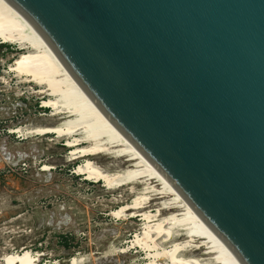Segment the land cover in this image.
<instances>
[{"label":"water","instance_id":"obj_1","mask_svg":"<svg viewBox=\"0 0 264 264\" xmlns=\"http://www.w3.org/2000/svg\"><path fill=\"white\" fill-rule=\"evenodd\" d=\"M239 264H264V0H6Z\"/></svg>","mask_w":264,"mask_h":264},{"label":"rangeland","instance_id":"obj_2","mask_svg":"<svg viewBox=\"0 0 264 264\" xmlns=\"http://www.w3.org/2000/svg\"><path fill=\"white\" fill-rule=\"evenodd\" d=\"M24 52L0 44V264L5 256L23 250L32 255L41 251L35 264H72L68 261L73 257L81 258L78 264H148L146 252L131 240L145 227L140 214L155 213L166 198L144 190L157 189L146 182L111 190L103 182L86 180L75 172L85 159L70 157L65 138L35 135L37 127L56 124L57 118L41 105L49 97L10 71ZM90 159L108 174L130 165L106 155ZM45 165L50 170L43 171ZM136 197L151 200L142 209L111 215ZM168 210L161 211L162 216L173 212Z\"/></svg>","mask_w":264,"mask_h":264},{"label":"bare ground","instance_id":"obj_3","mask_svg":"<svg viewBox=\"0 0 264 264\" xmlns=\"http://www.w3.org/2000/svg\"><path fill=\"white\" fill-rule=\"evenodd\" d=\"M0 44L26 50L13 61L10 71L18 78L25 77V81L39 87L37 93L49 97L41 105L51 109L49 116L56 117L57 122L37 127L35 135L54 134L65 138L70 157L85 159L84 163L77 165L75 172L83 174L86 180L103 182L104 187L111 190L146 182L145 186L154 184L157 189L146 186L144 190H149L152 196L166 198V202L158 204L155 213H139L145 227L131 240L133 245L146 252L148 264H239L169 181L95 106L32 25L6 0H0ZM98 155L123 158L130 163L129 168L108 174L90 159ZM42 168L43 171L50 170L46 165ZM147 200L151 199L136 197L111 215L142 209ZM168 209L173 212L162 216L161 211ZM185 222L191 227H182ZM33 254L23 250L21 254L5 256L2 262L35 264L37 257L43 256L41 251ZM80 259L73 257L68 262L78 264Z\"/></svg>","mask_w":264,"mask_h":264}]
</instances>
